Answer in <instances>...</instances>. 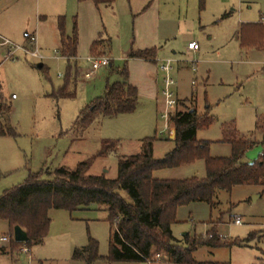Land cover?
Instances as JSON below:
<instances>
[{
	"label": "rangeland",
	"instance_id": "1",
	"mask_svg": "<svg viewBox=\"0 0 264 264\" xmlns=\"http://www.w3.org/2000/svg\"><path fill=\"white\" fill-rule=\"evenodd\" d=\"M40 0V11L47 16L44 29L50 35V24L58 15L66 19V33L71 34L74 16L81 34L77 66L79 72L71 80L73 97L55 98L53 93L67 79V60L55 55L50 46L42 61L18 51L15 59H5L8 46H21L25 32L36 30L37 0H19L2 15L9 14L16 32L14 44L0 46V97L12 103L10 124L16 136L0 137V195L5 189L26 181L30 172L41 168H73L91 160L89 174L104 173L115 178L122 156L142 151V140L154 137V157L162 158L174 148L170 137L160 135L164 128L162 88L166 73L161 64L173 60L171 76L175 91L186 107L195 106L199 112L207 108L214 122L200 128L197 139L212 141L211 156H228L231 145L222 142L224 126L234 125L240 135L252 136L262 143L251 148L245 160L252 162L264 155V75L263 56L259 43L251 51L242 45L248 36V24L259 23L264 14V0H115L103 5L97 14L79 7L77 0ZM98 24L102 37L110 38L112 66L96 70L85 77L92 67L86 58L90 55L89 35ZM52 37V36H51ZM250 37V36H249ZM251 38V37H250ZM97 39V36L96 38ZM254 43L258 37L251 38ZM1 41V39H0ZM195 41L199 50L189 51L188 43ZM260 41V40H259ZM104 40L93 54L101 53ZM158 48L157 62L127 59L130 49ZM6 48V49H3ZM10 50V49H9ZM123 58V59H122ZM195 63L193 70L192 63ZM127 64L128 81L138 90L134 112L112 117L100 116L87 126L77 124L80 111L104 94L107 83L122 81L112 69ZM262 121V129L257 122ZM172 129L174 126L170 124ZM105 140L118 142L110 154L97 157ZM158 179H186L206 176L203 159L191 164L157 170ZM128 197L125 192H121ZM215 205L199 201L182 206L177 211V222L172 225L175 237L184 234H206L216 229L220 236L241 241L240 245L212 248L198 247L193 256L199 262H229L230 264H264V186L241 185L232 191L219 190ZM104 206L92 204L74 212L52 209L47 237L28 253L21 245L1 254L0 264H84L73 259L75 248L98 241L99 255L107 256L111 225ZM240 219V223L235 220ZM6 221L0 220V235L8 234ZM19 252V253H18ZM152 258L153 264H174L164 254ZM113 262L105 259L93 264H151Z\"/></svg>",
	"mask_w": 264,
	"mask_h": 264
},
{
	"label": "trees",
	"instance_id": "2",
	"mask_svg": "<svg viewBox=\"0 0 264 264\" xmlns=\"http://www.w3.org/2000/svg\"><path fill=\"white\" fill-rule=\"evenodd\" d=\"M91 1L96 6L113 5L115 2ZM247 26L263 32L262 24ZM59 30L60 52L68 63L67 79L53 96L73 97L70 85L77 70L72 60L77 56L79 44L76 19L72 34L66 35L65 17H59ZM101 40L99 38L93 42L91 52H95ZM111 45V39H105L101 53L110 51ZM156 56V47L131 49L128 53V58L147 61L155 60ZM112 70L122 75L123 80L107 83L104 94L80 111L77 124L87 126L100 116L112 117L135 111L138 90L128 81L127 64ZM207 109L201 113L195 106L186 107L172 115L175 138L171 140L175 144L174 148L164 157L155 158V138H144L141 152L119 158L115 178H109L104 173L89 174L91 160L80 162L73 168L62 166L49 171L41 168L30 172L25 182L5 189L0 195V220L6 221L9 227L8 234L1 235L11 237L12 249L23 245L13 239V228L18 225L27 232L29 240L25 245L31 249L42 244L47 237L52 209L74 212L98 204L104 206L108 214L106 221L111 225L109 253L105 257L100 256L98 241L91 237L87 245L75 248L73 259L83 261L84 264H93L100 259L109 263H146L155 254H164L167 261L174 264H230L199 262L193 253L201 246L231 247L240 245L241 241L224 238L214 228L205 235L186 233L179 239L174 236L172 229V225L177 222V211L182 206L199 201L214 206L219 190L230 192L241 185L264 186V155L252 162L245 160L247 152L262 143L252 139V136L240 135L232 124L223 128L225 135L222 142L231 145V154L228 156H211L212 141L197 139L198 130L209 127L215 120ZM11 112L12 103L1 97L0 136L17 135L10 124ZM262 125V121L257 122L258 129H262ZM117 148L118 142L105 140L96 156H106ZM199 159H203L206 165V176L203 178L158 179L153 176L157 170L191 164ZM121 192H125L128 197H124Z\"/></svg>",
	"mask_w": 264,
	"mask_h": 264
},
{
	"label": "crops",
	"instance_id": "3",
	"mask_svg": "<svg viewBox=\"0 0 264 264\" xmlns=\"http://www.w3.org/2000/svg\"><path fill=\"white\" fill-rule=\"evenodd\" d=\"M18 1L19 0H0V39L1 40H8L10 42V44H14V41L15 38L18 39V36L19 35H16V32L12 31L11 28L13 26V20L9 18V14H6V15H2V13L6 12L7 9H9L10 5L11 7L14 6V3L16 2V4H18ZM72 2V0H70ZM78 1V0H77ZM66 0H64V8H67L66 4H65ZM78 5L81 8L84 7V9H86L87 11L91 12V15L92 14H97L99 11H100V7L103 6V5H100V6H96L93 1L91 0H87V1H84V2H79L78 1ZM40 0H37V14H36V30L33 31L32 33H28V31L25 32V37L24 39L21 41V46H30L29 45V35L31 34H36L37 36V39H38V45H39V48L41 50V52L43 53L44 50H49L50 46H53V48L59 52V57L61 58H64L65 60L66 57L62 56L61 52H60V47H61V33H60V30H59V17H62L64 15H58L57 18H56V22L54 24H50V35L47 37V32L46 30L44 29V27L48 24L47 23V16L46 15H42L41 14V11H40ZM65 17V16H64ZM76 19V16H74V20ZM76 22H77V19H76ZM256 24H262L263 25V32L262 30L260 29H256L254 27H248V34L249 36L252 38H256L258 37L259 40L256 41V43H254L255 41H253L249 36V40L245 39L244 40V49L246 51H251L252 49H254L259 43L263 44V47L262 45L261 46V55L263 56V61H261L260 63L263 64V75H264V14L261 15V18H260V21L259 23H256ZM73 27H74V21H73ZM73 27H72V31H71V34L73 32ZM100 27L98 26V24H94L93 28L91 29L90 31V35H89V45H90V55H97V54H93L91 52V46L93 44V42L97 39H102V40H105L107 38H104L102 37V33H101V30L99 29ZM77 30H78V26H77ZM259 30V31H258ZM65 34L66 35H71V34H68L66 33V19H65ZM78 35H79V44H78V48L80 46V39H81V34L78 30ZM52 36V37H51ZM97 36V39H95ZM191 42V41H190ZM189 44V43H188ZM9 45V44H8ZM243 45V44H242ZM9 49H10V46H8ZM156 47V46H154ZM78 48H77V56L76 58H74L72 60V64L73 66L75 67V69L79 72V68L77 66V58H78ZM146 48H152V47H146ZM146 48H140V49H146ZM157 48V47H156ZM257 48V47H256ZM3 49H6V48H3ZM8 48L6 49L9 50ZM188 49V47H187ZM111 50V49H110ZM138 50V49H136ZM189 50V49H188ZM131 51V49H130ZM129 51V52H130ZM189 51H192V50H189ZM198 51V50H197ZM128 52V53H129ZM196 52V51H194ZM106 53H108L109 57L112 59V55L110 53V51H107ZM24 54V53H23ZM44 54V53H43ZM104 54V53H103ZM157 54H158V48H157ZM25 56L29 57V58H32L26 54H24ZM17 58V57H16ZM47 58V56H46ZM5 59H9V58H6ZM32 59H35V58H32ZM123 59V58H122ZM127 59H137V58H128V54H127ZM37 60V59H36ZM139 60H143V59H139ZM39 61V60H38ZM44 61V60H43ZM144 61H147V60H144ZM112 62H113V59H112ZM112 62H111V65L112 66ZM151 62H157V56L155 58V60L151 61ZM38 66L41 65V68L43 66H46L45 64L42 63V61H39V63L37 64ZM77 72V73H78ZM176 92V91H175ZM177 94V93H176ZM178 96V95H177ZM179 98V97H178ZM1 99V97H0ZM180 99V98H179ZM181 100V99H180ZM0 137H3V136H0ZM171 138V137H170ZM231 154V153H230ZM19 253V252H18ZM1 254H12L13 253H10L7 251V246L4 247V249H2L0 251V255ZM264 263V262H263ZM153 264V263H151Z\"/></svg>",
	"mask_w": 264,
	"mask_h": 264
},
{
	"label": "built area",
	"instance_id": "4",
	"mask_svg": "<svg viewBox=\"0 0 264 264\" xmlns=\"http://www.w3.org/2000/svg\"><path fill=\"white\" fill-rule=\"evenodd\" d=\"M10 45V42L8 40H1L0 46ZM29 45L30 46H10V50H8L6 58L9 59H15L16 54L18 51H21L22 53L35 58L39 61H43L46 59V55L43 54L39 48L38 45V39L36 34L29 35ZM188 49L192 51L199 50V45L195 41H191L188 44ZM55 55H59L58 51H55ZM86 61L91 64L92 69L85 73V77H90L96 70H99L103 67H108L111 65L112 59L109 56L106 55H89L86 58ZM195 63H192L193 70H195ZM161 69L166 73L164 77V85L162 88V96H163V109L161 112V118L164 120V128L160 130V135H164L165 130H167V137H170L172 130L171 127V116L176 114L179 111H182V108L184 107L183 103H181V100L178 98L176 92H175V85L176 82L171 76V71L173 69V60L167 59L161 64ZM236 223H240V219L235 220ZM11 241V237L8 235H0V251ZM20 251L28 253L30 249L25 245V243H22ZM156 258H160V255L157 254L155 256ZM152 261L149 260L147 263H151Z\"/></svg>",
	"mask_w": 264,
	"mask_h": 264
},
{
	"label": "water",
	"instance_id": "5",
	"mask_svg": "<svg viewBox=\"0 0 264 264\" xmlns=\"http://www.w3.org/2000/svg\"><path fill=\"white\" fill-rule=\"evenodd\" d=\"M39 66L41 67V65ZM173 133H174L173 134L174 136L171 139L175 138V129L173 130ZM13 239L14 241L19 242V243H26L28 242L29 237H28L27 232L23 228L17 225L13 228Z\"/></svg>",
	"mask_w": 264,
	"mask_h": 264
}]
</instances>
